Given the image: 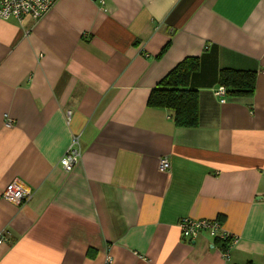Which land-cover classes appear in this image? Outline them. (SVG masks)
<instances>
[{"label":"crops","instance_id":"obj_1","mask_svg":"<svg viewBox=\"0 0 264 264\" xmlns=\"http://www.w3.org/2000/svg\"><path fill=\"white\" fill-rule=\"evenodd\" d=\"M187 56L191 128L147 104ZM221 68L254 71L253 94L221 102ZM12 181L31 198L5 200ZM184 217L220 219L229 259L206 232L183 237ZM2 232L0 264H264V0H52L0 19Z\"/></svg>","mask_w":264,"mask_h":264},{"label":"built area","instance_id":"obj_2","mask_svg":"<svg viewBox=\"0 0 264 264\" xmlns=\"http://www.w3.org/2000/svg\"><path fill=\"white\" fill-rule=\"evenodd\" d=\"M104 6L105 0H91ZM52 6V0H0V19L14 18L21 22L25 17L32 19H40L43 17ZM219 96L220 101L226 99V91L223 86H219L215 92ZM6 125H11V119L6 120ZM81 156V148L78 136H73L72 141L65 153L61 156L59 164L66 172L72 171L74 165ZM170 168V161L166 157L160 158L158 169L161 171ZM31 192L25 190L20 184L15 181L6 184L2 197L14 204H20L31 198ZM178 227L183 237L187 239H195L202 232H206L212 238L221 242H225L223 247L219 246L221 256L224 259H229V250L235 243L236 237L223 229L219 219H193L184 217L179 220ZM7 232L0 233V243L7 240ZM103 264H113V257L108 253Z\"/></svg>","mask_w":264,"mask_h":264},{"label":"trees","instance_id":"obj_3","mask_svg":"<svg viewBox=\"0 0 264 264\" xmlns=\"http://www.w3.org/2000/svg\"><path fill=\"white\" fill-rule=\"evenodd\" d=\"M199 67L197 56H187L177 63L152 89L148 106L169 110L177 127H195L198 123V94L196 89L189 87V81ZM255 79L256 73L248 70L221 68L218 73L219 85L229 96L252 95ZM218 243L220 247L225 245V242Z\"/></svg>","mask_w":264,"mask_h":264}]
</instances>
